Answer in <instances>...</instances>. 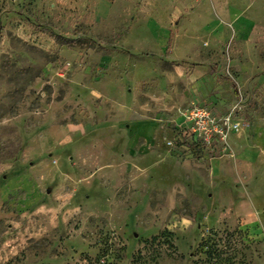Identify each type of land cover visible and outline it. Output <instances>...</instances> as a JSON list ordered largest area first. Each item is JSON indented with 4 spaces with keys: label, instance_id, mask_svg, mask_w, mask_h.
<instances>
[{
    "label": "rangeland",
    "instance_id": "obj_1",
    "mask_svg": "<svg viewBox=\"0 0 264 264\" xmlns=\"http://www.w3.org/2000/svg\"><path fill=\"white\" fill-rule=\"evenodd\" d=\"M226 10L0 0V264H264V0ZM211 24L218 36L200 39ZM197 68L203 102L217 94L219 107L237 106L233 145H246L228 155L211 200L135 168L118 136L156 101L167 120L194 103L181 95ZM184 143L197 171L204 154L219 157Z\"/></svg>",
    "mask_w": 264,
    "mask_h": 264
},
{
    "label": "crops",
    "instance_id": "obj_2",
    "mask_svg": "<svg viewBox=\"0 0 264 264\" xmlns=\"http://www.w3.org/2000/svg\"><path fill=\"white\" fill-rule=\"evenodd\" d=\"M214 3H220L223 7H227L226 16L233 17L236 13L240 12V4L248 3L253 0H210ZM233 10V13H232ZM235 17V16H234ZM203 18L202 21L204 20ZM213 22L210 20V23ZM218 25L211 24L210 28L202 30L198 33V37L212 39L218 36ZM190 36V35H187ZM186 42L183 44L182 50L185 51L189 46L193 45V42L189 38H184ZM172 68H176L172 65ZM177 69V68H176ZM173 71V70H172ZM174 71H176L174 69ZM203 69H193L189 78H184V85L181 97L188 99V101H193L194 103H200L206 105L210 111H213L217 115H223L227 113V110L231 108L228 106L226 109L216 105L215 100L217 94H212L209 96V102L205 103L198 92L197 83L198 78L204 74ZM179 73V72H178ZM202 73V74H201ZM183 74V73H182ZM177 76L179 79L181 75ZM171 75H174V72H170L168 77L171 78ZM222 88V84L218 83L212 93H217L219 89ZM206 95V94H205ZM234 95L236 96V91L234 90ZM161 102L156 101L153 110L154 114L151 117L140 118L137 120L128 121L125 127H122L118 136H122L126 140V153L131 158L130 163L135 166V168L140 171H150L156 167L158 171V177L161 183H174L177 186H184L185 183L191 184L194 186L195 191L200 195L203 191H206L208 194L209 200L214 196L212 193V188L214 187L215 181H220L224 176L229 175L230 169V160L231 158L227 156L215 157L210 159L206 154L203 158H199L198 163L200 165V170H195L193 165V160L190 156L182 157L180 156L181 151L186 144L184 141L190 142L192 146H200V142L196 141L191 133L186 129H180L177 125L180 123V118L178 115L172 120H167L166 115L161 112ZM237 118L239 119L238 115ZM162 121L168 122L166 126L162 125ZM233 137H240L239 134H230L228 137L229 144L231 147V152L235 157H241L243 155H236L235 152L243 148L246 145H233ZM173 142V145L168 146V142ZM190 144V145H191ZM253 151V150H252ZM251 151V152H252ZM253 153V152H252ZM234 163L236 164V158ZM198 164V165H199ZM186 178L184 179V177ZM183 189V187H180ZM180 193V190L177 191ZM164 205L166 208H173L172 193H165ZM238 204H241L238 201ZM238 216V214H236ZM239 218L251 219V215L248 212H240Z\"/></svg>",
    "mask_w": 264,
    "mask_h": 264
},
{
    "label": "built area",
    "instance_id": "obj_3",
    "mask_svg": "<svg viewBox=\"0 0 264 264\" xmlns=\"http://www.w3.org/2000/svg\"><path fill=\"white\" fill-rule=\"evenodd\" d=\"M237 106L227 110L226 114L217 115L206 105L192 103L178 110L180 129L186 128L194 139L201 143L209 153L214 151L221 156H233L228 137L238 134L242 129L241 121L237 118ZM173 142H168V146Z\"/></svg>",
    "mask_w": 264,
    "mask_h": 264
},
{
    "label": "bare ground",
    "instance_id": "obj_4",
    "mask_svg": "<svg viewBox=\"0 0 264 264\" xmlns=\"http://www.w3.org/2000/svg\"><path fill=\"white\" fill-rule=\"evenodd\" d=\"M259 205V204H258Z\"/></svg>",
    "mask_w": 264,
    "mask_h": 264
}]
</instances>
